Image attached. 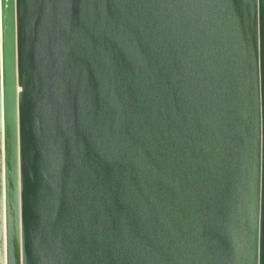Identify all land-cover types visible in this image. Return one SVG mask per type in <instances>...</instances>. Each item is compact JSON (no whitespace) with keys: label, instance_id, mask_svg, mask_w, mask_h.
<instances>
[{"label":"water","instance_id":"obj_1","mask_svg":"<svg viewBox=\"0 0 264 264\" xmlns=\"http://www.w3.org/2000/svg\"><path fill=\"white\" fill-rule=\"evenodd\" d=\"M16 31L24 264H264V0H16Z\"/></svg>","mask_w":264,"mask_h":264},{"label":"bare ground","instance_id":"obj_2","mask_svg":"<svg viewBox=\"0 0 264 264\" xmlns=\"http://www.w3.org/2000/svg\"><path fill=\"white\" fill-rule=\"evenodd\" d=\"M1 5V0H0ZM0 6V264H24L16 0Z\"/></svg>","mask_w":264,"mask_h":264}]
</instances>
